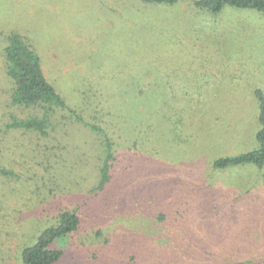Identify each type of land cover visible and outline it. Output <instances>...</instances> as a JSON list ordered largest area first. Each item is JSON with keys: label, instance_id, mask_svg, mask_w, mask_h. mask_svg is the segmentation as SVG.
I'll return each instance as SVG.
<instances>
[{"label": "rangeland", "instance_id": "1", "mask_svg": "<svg viewBox=\"0 0 264 264\" xmlns=\"http://www.w3.org/2000/svg\"><path fill=\"white\" fill-rule=\"evenodd\" d=\"M9 28L34 36L71 109L118 127L115 173L96 190L102 134L68 108L45 133L8 127L38 110L5 102L0 59V264H23L64 210L81 220L51 243L63 252L54 264L264 262V166L212 167L257 144L264 14L193 0H0V33ZM171 123L185 131L166 132Z\"/></svg>", "mask_w": 264, "mask_h": 264}, {"label": "trees", "instance_id": "2", "mask_svg": "<svg viewBox=\"0 0 264 264\" xmlns=\"http://www.w3.org/2000/svg\"><path fill=\"white\" fill-rule=\"evenodd\" d=\"M178 1L135 0V8L140 9L147 4H173ZM193 2L197 7L214 14L219 13L225 5L236 8H249L264 14V0H193ZM26 32L28 31L26 30ZM26 32L16 28H9L4 33H0L4 40L0 52V59L3 64L2 75L6 82H8L5 102H8L10 107H35L38 110V114L28 115L19 119L12 118L10 122H5V124L8 127H18L25 130L32 129L45 133L51 123V117L55 110L57 108L62 110L68 108L76 120L101 133L103 136L105 156L99 166V180L95 186L96 190H102L110 181L112 174L115 173L114 144L117 139L113 138V134L115 133L110 130L111 128L118 127L117 121H111L110 117H105L102 120L99 119L96 123L89 122L84 117L82 118L77 110L71 109L63 98L65 89L46 75L43 69V57L36 47L37 44L34 42V36L32 37L30 32ZM257 93L259 102L257 119L259 127L255 133L256 146L241 153L216 157L212 161L213 168L223 169L244 164H253L257 167L264 166V96L260 92ZM120 128L122 129V127ZM176 130L180 131V135L185 131V129L178 126V123H174V125L171 123L166 128V132L170 131L172 134ZM153 132L155 134V131ZM142 135H137V140L128 136L131 140L128 143L125 142L126 145H129V147H126L125 152L128 153L130 149H135L137 147L135 143H139V138ZM119 136L122 138V135ZM124 137H127V135ZM80 220V216L75 211H62L58 215L54 225L45 228L32 245L23 249V264L56 263L61 258L63 252L59 248L51 247V243L57 237L75 231L78 228Z\"/></svg>", "mask_w": 264, "mask_h": 264}]
</instances>
